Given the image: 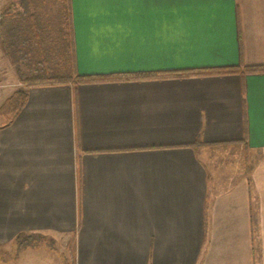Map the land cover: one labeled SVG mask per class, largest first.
Here are the masks:
<instances>
[{"label": "crops", "instance_id": "obj_1", "mask_svg": "<svg viewBox=\"0 0 264 264\" xmlns=\"http://www.w3.org/2000/svg\"><path fill=\"white\" fill-rule=\"evenodd\" d=\"M58 1L57 60L115 78L30 86L0 126V246L43 234L71 239L73 264H264V71L244 69L264 65V0ZM1 36L0 105L27 69ZM214 68L236 70L165 74ZM141 73L156 75L125 77Z\"/></svg>", "mask_w": 264, "mask_h": 264}, {"label": "trees", "instance_id": "obj_2", "mask_svg": "<svg viewBox=\"0 0 264 264\" xmlns=\"http://www.w3.org/2000/svg\"><path fill=\"white\" fill-rule=\"evenodd\" d=\"M22 3V1H21ZM23 4V3H22ZM14 12V13H13ZM26 13V11H25ZM19 12L11 11L5 8L0 13V27L2 32V43L5 53L11 60L19 59L20 62L27 67L22 71L19 66L16 67L18 77L23 82L24 87L17 89L10 97L6 98L0 105V117L2 121L0 126L7 125L18 111L22 108L26 101L27 89L34 85H49L66 82L64 78L72 75L70 69V61L64 58L65 69L60 71L57 69L60 62L57 60V51H61L67 45L62 43V48L58 40L53 39L49 35L47 23L42 22L38 15L20 16ZM67 55V54H65ZM54 57V61L50 62L49 57ZM25 63V64H24ZM246 71H264V65L248 66L244 68ZM70 70V72H69ZM236 69L233 68H214V69H197L166 72L167 76L182 75H204L214 73H231ZM155 73L126 74V78H144L154 76ZM77 82L96 81L114 79L115 76H79L75 75ZM198 142V140H197ZM22 234L15 236L18 239Z\"/></svg>", "mask_w": 264, "mask_h": 264}, {"label": "rangeland", "instance_id": "obj_3", "mask_svg": "<svg viewBox=\"0 0 264 264\" xmlns=\"http://www.w3.org/2000/svg\"><path fill=\"white\" fill-rule=\"evenodd\" d=\"M16 0H0V7L8 2ZM35 3L37 15L41 17L42 22L48 21L51 28L49 31H55L60 18L57 14L59 6L58 0H30ZM47 23V22H45ZM1 56V55H0ZM50 62L54 57H49ZM0 59L3 60L2 57ZM63 60L59 59L63 66ZM60 70V68H57ZM61 71H64L61 67ZM11 68L8 63L0 60V84L8 80V74ZM65 81L74 80V75L64 78ZM2 117H0V123ZM235 156V154L233 155ZM66 242V244H65ZM0 264H73V245L72 240H64L63 236H51L43 234L21 235L18 239L0 246Z\"/></svg>", "mask_w": 264, "mask_h": 264}]
</instances>
